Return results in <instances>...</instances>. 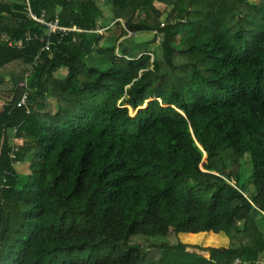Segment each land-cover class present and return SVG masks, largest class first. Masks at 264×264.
I'll use <instances>...</instances> for the list:
<instances>
[{
  "label": "trees",
  "instance_id": "obj_1",
  "mask_svg": "<svg viewBox=\"0 0 264 264\" xmlns=\"http://www.w3.org/2000/svg\"><path fill=\"white\" fill-rule=\"evenodd\" d=\"M1 36L0 264H264V0H0Z\"/></svg>",
  "mask_w": 264,
  "mask_h": 264
},
{
  "label": "built area",
  "instance_id": "obj_2",
  "mask_svg": "<svg viewBox=\"0 0 264 264\" xmlns=\"http://www.w3.org/2000/svg\"><path fill=\"white\" fill-rule=\"evenodd\" d=\"M28 4L29 0H25ZM26 16L36 22H38L39 24L43 25L45 28L44 31V35L45 36H49L53 33L55 34H59V38L58 40H62L63 36H68L69 34L71 35L72 33H76V32H81L83 31V29H79L78 27H76L75 25H71V26H63L59 24V19H58V15L56 14L53 20H46V18L44 17V13H41L40 15H36L33 12L30 11V9H27L25 11ZM36 35H31V34H26L25 37L23 38L24 41H28L30 39H32L33 37H35ZM72 39L74 40V36L72 37ZM41 40L44 41L43 46L39 49V51L37 52L36 57L34 58V64H36V60L38 59V56L40 55L41 52L48 50L50 47V42L49 40L45 39L43 36L41 37ZM0 44H4L5 46H9L12 48H21L22 42L20 40H13L10 39L9 37L6 36H1L0 37ZM31 70L27 73L30 74ZM19 86H23L25 87V92L23 93L20 101L17 103L18 106H21L22 104H25V101L27 100V95L28 92L30 91V89L28 88V84L26 82V80H23L19 83Z\"/></svg>",
  "mask_w": 264,
  "mask_h": 264
},
{
  "label": "rangeland",
  "instance_id": "obj_3",
  "mask_svg": "<svg viewBox=\"0 0 264 264\" xmlns=\"http://www.w3.org/2000/svg\"><path fill=\"white\" fill-rule=\"evenodd\" d=\"M249 1L252 3H255L258 0H249ZM153 35H154L153 32L137 33L134 35L135 42L138 44L149 43L150 40L152 39ZM158 41H159V39L157 38V40L154 43H150V45L148 46V48H150L149 50H154L158 44ZM85 61H86V64L89 66L97 67L100 69L106 67V64L99 63L98 61H96L95 59H91L90 57H86ZM64 72H65V70L61 69L59 71V74L62 75V74H64ZM7 88L8 87H6L4 91L0 92V109H1L2 104L5 103L10 98L9 92L6 91ZM49 102L52 104L53 111L55 112L57 110L56 104L53 102V100H49ZM16 168L21 173H24L25 171H27L26 165L24 163L16 164ZM249 168L250 167H249L248 161L243 159L242 160V167H241L242 180L245 179L246 177H248ZM247 186L250 188L249 190H251L252 186L250 184Z\"/></svg>",
  "mask_w": 264,
  "mask_h": 264
},
{
  "label": "water",
  "instance_id": "obj_4",
  "mask_svg": "<svg viewBox=\"0 0 264 264\" xmlns=\"http://www.w3.org/2000/svg\"><path fill=\"white\" fill-rule=\"evenodd\" d=\"M6 79L9 80V77L7 76Z\"/></svg>",
  "mask_w": 264,
  "mask_h": 264
}]
</instances>
